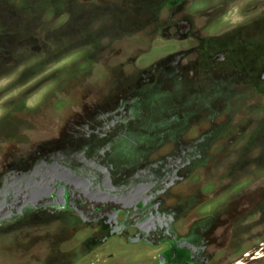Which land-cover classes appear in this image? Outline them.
<instances>
[{
	"label": "rangeland",
	"instance_id": "374dc122",
	"mask_svg": "<svg viewBox=\"0 0 264 264\" xmlns=\"http://www.w3.org/2000/svg\"><path fill=\"white\" fill-rule=\"evenodd\" d=\"M0 264H264V0H0Z\"/></svg>",
	"mask_w": 264,
	"mask_h": 264
},
{
	"label": "flooded vegetation",
	"instance_id": "af4514ba",
	"mask_svg": "<svg viewBox=\"0 0 264 264\" xmlns=\"http://www.w3.org/2000/svg\"><path fill=\"white\" fill-rule=\"evenodd\" d=\"M156 181V180H155ZM64 188V187H63ZM164 262V261H163Z\"/></svg>",
	"mask_w": 264,
	"mask_h": 264
}]
</instances>
